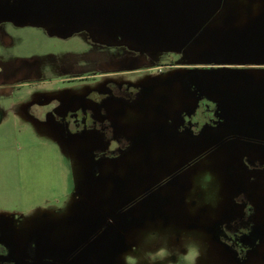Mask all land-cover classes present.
Listing matches in <instances>:
<instances>
[{
	"label": "rangeland",
	"instance_id": "1",
	"mask_svg": "<svg viewBox=\"0 0 264 264\" xmlns=\"http://www.w3.org/2000/svg\"><path fill=\"white\" fill-rule=\"evenodd\" d=\"M26 2V13H0V87L8 103H24L26 129L0 173L6 243L32 244L34 264H264V202L251 207L258 243L244 262L214 245L221 225L246 216L238 200L247 184L234 153L179 138L173 124L163 138V117L175 122L181 109L175 86L166 106L158 91L130 109L114 94L102 104L93 94L125 52L151 47L152 59L126 64L145 68L167 49L181 63L200 61L228 25L263 13L264 0H150L151 11L133 6L132 19L118 23L129 30L122 42L106 41L117 28L101 27L97 1ZM132 24L138 28L130 31ZM85 106L98 126L67 131V117ZM122 128L128 138L119 143ZM249 132L264 154V126Z\"/></svg>",
	"mask_w": 264,
	"mask_h": 264
},
{
	"label": "flooded vegetation",
	"instance_id": "2",
	"mask_svg": "<svg viewBox=\"0 0 264 264\" xmlns=\"http://www.w3.org/2000/svg\"><path fill=\"white\" fill-rule=\"evenodd\" d=\"M95 1L104 21L101 27L106 32H112L107 28H117L116 34L111 33L107 42L125 41L122 33L128 34L129 30L118 23L132 19L129 17L134 16L130 14L133 6H138L139 11H151L147 2L150 0H94L93 6L97 4ZM28 5L26 0H0V13L4 16L26 13ZM128 28L131 31L138 25L132 24ZM225 29L220 41L217 37L212 39L215 45L194 63H181L182 55L167 49L155 65L147 68L139 63L126 65L135 59L153 57L150 56L151 47L145 51H134L131 56L125 52L119 56L121 66L105 73V89L93 94L98 96V104L114 94L121 105L130 109L151 92L158 91L162 96L161 106H166L171 86L176 87L178 100L175 99L181 109L175 122L168 113L163 117V138H167L173 124V133L179 138H188L193 144L212 143L213 150L234 153L239 168L242 167L243 180L247 185L246 188L243 186L242 197L238 201L248 206L246 216L233 226L221 225L214 245L221 246L229 256H236L239 262H244L248 250L258 243L251 207L264 202V199L249 197L252 190L253 194L264 195V154L255 149V144L262 141H255L249 132L254 124L264 126V12L246 19L245 24L233 23ZM166 36L171 39L170 34ZM138 73L142 77L134 76ZM145 73H149L150 77ZM155 82L158 87L154 86ZM100 112L106 117V109L102 108ZM92 125L98 126V123L88 106L70 114L65 123L69 132L89 130ZM121 125L126 128L125 122ZM125 128L116 136L119 143L128 138ZM3 236L0 234V264H34L38 261L32 244L28 247H21L18 242L9 245ZM225 264H231V260L226 259Z\"/></svg>",
	"mask_w": 264,
	"mask_h": 264
},
{
	"label": "crops",
	"instance_id": "3",
	"mask_svg": "<svg viewBox=\"0 0 264 264\" xmlns=\"http://www.w3.org/2000/svg\"><path fill=\"white\" fill-rule=\"evenodd\" d=\"M4 91V90H3ZM0 87V173L3 167L4 158L8 155L10 145L18 141V136L26 129L19 123L22 109L25 105L23 102H9V93H4ZM57 142V141H56ZM58 143H56L57 145Z\"/></svg>",
	"mask_w": 264,
	"mask_h": 264
}]
</instances>
